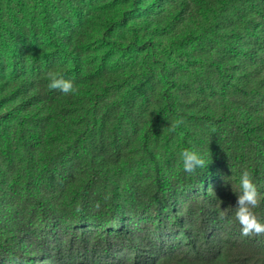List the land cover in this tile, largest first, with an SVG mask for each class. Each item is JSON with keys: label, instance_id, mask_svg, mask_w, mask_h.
Masks as SVG:
<instances>
[{"label": "trees", "instance_id": "trees-1", "mask_svg": "<svg viewBox=\"0 0 264 264\" xmlns=\"http://www.w3.org/2000/svg\"><path fill=\"white\" fill-rule=\"evenodd\" d=\"M40 2L30 57L0 47V264H264V235L220 218L248 168L264 222V0H100L69 22ZM200 10L217 12L208 27ZM116 53L147 68L126 89ZM193 67L202 72L179 103L174 88ZM50 70L79 94L50 90ZM166 112L184 123L163 164L149 141ZM198 129L206 166L189 174L180 152L196 151ZM140 153L149 180L120 188L111 168Z\"/></svg>", "mask_w": 264, "mask_h": 264}, {"label": "rangeland", "instance_id": "rangeland-1", "mask_svg": "<svg viewBox=\"0 0 264 264\" xmlns=\"http://www.w3.org/2000/svg\"><path fill=\"white\" fill-rule=\"evenodd\" d=\"M55 3L56 7L62 11V14L58 16L59 19L66 20L67 22L74 20V16H77L81 11L88 10L91 3H98L100 0H48ZM105 6L114 3V0H104ZM103 2V3H104ZM40 0H0V47H8L15 49L19 55L27 54L30 57L33 50V45L29 46L30 41L34 35V25H39ZM99 8L96 6L95 10ZM195 12H191L193 15ZM217 12H208L204 14V11H199L198 15L194 17L201 18V26L208 27L212 16H216ZM200 26V27H201ZM40 29V28H39ZM201 29V28H200ZM41 30V29H40ZM4 50V49H2ZM89 51L88 48L84 49ZM96 52V50L94 51ZM33 53V52H32ZM42 52L38 54L42 57ZM35 54V53H34ZM35 54V55H38ZM160 59H163L168 65H172L173 61L169 58L168 54L160 55ZM34 59L31 64L35 65ZM162 61L156 65V70L159 71ZM114 71V77L118 80L119 85L116 87L119 89H126L128 86L140 81L147 68L144 67L142 58L140 56L130 55L124 57L121 53H116L112 59ZM202 69L200 67H193L190 75L184 76L181 82L177 83L175 89L176 101L182 103L186 100V97L190 94L188 92L189 87L187 81L193 82L196 77H199ZM30 74H34V68L30 70ZM97 91L102 93L100 88H96ZM120 91V90H119ZM187 91V92H186ZM116 97V92H112L110 98L103 102L102 108L111 103ZM182 99V101H181ZM176 118L170 112H166L159 125L158 130L151 136L149 145L153 152L158 156V159L164 164L167 160L173 157L174 153H177L178 146L180 145L179 132L172 131L168 127L171 126L170 121H175ZM205 132L202 129H198L196 132L193 144H195L196 151L207 153V147L202 145L201 139H205ZM152 171V164L146 155L142 153L137 154L129 163L121 165L119 167L113 166L110 170V176L120 188L128 186L130 183L139 180H149V174ZM52 201L57 207H66L71 199L66 193H56L50 195Z\"/></svg>", "mask_w": 264, "mask_h": 264}, {"label": "clouds", "instance_id": "clouds-1", "mask_svg": "<svg viewBox=\"0 0 264 264\" xmlns=\"http://www.w3.org/2000/svg\"><path fill=\"white\" fill-rule=\"evenodd\" d=\"M46 79L50 90H57L66 96L79 94V87L57 71L50 70L46 74ZM170 122L171 126L168 128L172 131H175L184 123L182 118ZM180 160L183 170L189 174L194 173L197 168L206 166L205 159L193 149H183L180 152ZM239 189V192L233 190L237 195V201L236 206L232 207L234 208L232 217L229 218L226 216V212H221L220 218L226 220L229 225L237 222L240 226L241 235L244 237L264 235V222L261 221L255 212V209L261 205V193L258 192L253 182L252 172L248 168H244L241 172Z\"/></svg>", "mask_w": 264, "mask_h": 264}]
</instances>
